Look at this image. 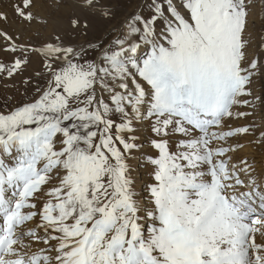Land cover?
Returning <instances> with one entry per match:
<instances>
[{
	"label": "snow or ice",
	"instance_id": "obj_1",
	"mask_svg": "<svg viewBox=\"0 0 264 264\" xmlns=\"http://www.w3.org/2000/svg\"><path fill=\"white\" fill-rule=\"evenodd\" d=\"M34 6L0 0V264H264V0H83L109 32L25 39Z\"/></svg>",
	"mask_w": 264,
	"mask_h": 264
},
{
	"label": "rangeland",
	"instance_id": "obj_2",
	"mask_svg": "<svg viewBox=\"0 0 264 264\" xmlns=\"http://www.w3.org/2000/svg\"><path fill=\"white\" fill-rule=\"evenodd\" d=\"M82 2L83 0H35L33 13L36 16L46 19L47 24H33L31 27H29L28 32H23V28L26 26L13 25V27L17 31H21L25 36V39H28L30 36L37 32L40 34L39 39H49L54 33L57 32L61 34L70 33L71 29L69 25L71 19L73 17H79L80 19H89L91 25L89 32L91 34V37H95L96 35H104L109 32L114 24L103 20L100 16V13L94 9H83L80 6ZM105 2H107V0H105ZM5 10L8 11L9 15L11 16V9L8 8ZM38 10H40V12ZM94 22H97L98 25H95ZM119 22V19H117L115 21V24H118ZM58 26L63 27V29L61 30L62 32L57 30ZM96 28H100L102 30L100 31V29ZM81 31L82 29H78L76 31V39L70 42L85 43L87 38L79 35Z\"/></svg>",
	"mask_w": 264,
	"mask_h": 264
},
{
	"label": "bare ground",
	"instance_id": "obj_3",
	"mask_svg": "<svg viewBox=\"0 0 264 264\" xmlns=\"http://www.w3.org/2000/svg\"><path fill=\"white\" fill-rule=\"evenodd\" d=\"M37 9V8H36ZM35 11V10H34ZM37 11V10H36ZM39 12H40V10H38ZM76 12H77V10H76ZM40 14V13H39ZM95 23V25H98V23L97 22H94ZM102 26V25H101ZM63 29V27H60V26H58L57 27V30L58 31H61ZM96 29H100V28H96ZM65 30V29H64ZM102 29H100V31H101ZM62 32V31H61ZM64 32V31H63ZM244 154H246V155H248V156H250V157H252V156H255V157H257V159L259 160V161H261L262 163H264V146H261L260 148H258L257 150H255V151H253V149H252V147H248V148H246L245 150H244Z\"/></svg>",
	"mask_w": 264,
	"mask_h": 264
}]
</instances>
